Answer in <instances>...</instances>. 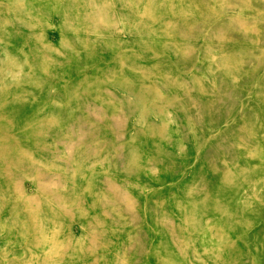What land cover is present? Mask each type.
I'll return each mask as SVG.
<instances>
[{"label":"rangeland","instance_id":"1","mask_svg":"<svg viewBox=\"0 0 264 264\" xmlns=\"http://www.w3.org/2000/svg\"><path fill=\"white\" fill-rule=\"evenodd\" d=\"M0 264H264V0H0Z\"/></svg>","mask_w":264,"mask_h":264}]
</instances>
